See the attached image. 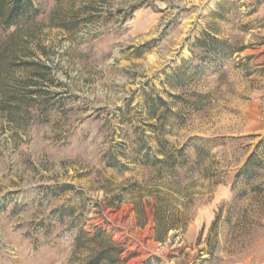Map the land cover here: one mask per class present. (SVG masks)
<instances>
[{
	"label": "rangeland",
	"instance_id": "374dc122",
	"mask_svg": "<svg viewBox=\"0 0 264 264\" xmlns=\"http://www.w3.org/2000/svg\"><path fill=\"white\" fill-rule=\"evenodd\" d=\"M0 0V264H264V0Z\"/></svg>",
	"mask_w": 264,
	"mask_h": 264
},
{
	"label": "trees",
	"instance_id": "16d2710c",
	"mask_svg": "<svg viewBox=\"0 0 264 264\" xmlns=\"http://www.w3.org/2000/svg\"><path fill=\"white\" fill-rule=\"evenodd\" d=\"M23 6H25L24 2H22V0H17L8 18L10 22L19 17L20 14L24 12Z\"/></svg>",
	"mask_w": 264,
	"mask_h": 264
}]
</instances>
